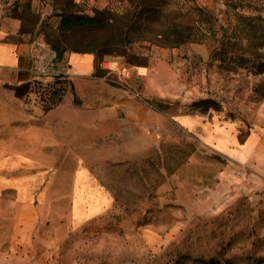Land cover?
Segmentation results:
<instances>
[{
	"label": "rangeland",
	"instance_id": "374dc122",
	"mask_svg": "<svg viewBox=\"0 0 264 264\" xmlns=\"http://www.w3.org/2000/svg\"><path fill=\"white\" fill-rule=\"evenodd\" d=\"M161 1L151 23L167 43L97 57L143 73L127 80L142 95L138 118L110 112L102 123L77 101L63 116L33 112L15 89L0 104L12 109L0 112V264H264V112H254L264 100V0ZM129 7L0 0V21L18 18L41 47L99 53L124 23L110 17ZM66 12L101 23L62 33ZM180 113L241 122V144L258 129L256 145L216 148ZM103 124L104 138L91 132Z\"/></svg>",
	"mask_w": 264,
	"mask_h": 264
},
{
	"label": "crops",
	"instance_id": "0c3cea01",
	"mask_svg": "<svg viewBox=\"0 0 264 264\" xmlns=\"http://www.w3.org/2000/svg\"><path fill=\"white\" fill-rule=\"evenodd\" d=\"M21 21L15 17H4L0 21V104L3 100L14 97V85L29 81L32 78V69L41 67L50 49L38 46L29 40L28 35L20 30ZM65 61L69 64L72 74L71 87L62 101L55 108L47 111L50 116H63L62 112H78L75 102H80L91 116L100 117L101 122H107L110 112H117L129 119L138 118L141 114L139 100L126 95L122 89L110 84L101 76L95 75L94 54L82 51H65ZM22 71H29L27 78H20ZM23 100V99H22ZM7 104V103H5ZM0 112H12L7 108ZM33 112H40L35 107ZM254 112H264V100ZM98 113V114H94ZM92 118V117H91ZM177 121L181 126L198 131L203 141L211 143L219 149H230L238 144L240 150L254 147L258 139V129H251L245 143L238 141L241 122L220 120L217 115H202L196 113H180ZM93 122V121H92ZM107 125L93 128L101 134L108 133ZM259 128L261 126L259 125ZM95 129V130H94ZM94 136H91L93 140ZM57 140L54 139V142ZM49 143V142H48ZM77 164L79 161H75ZM82 163V162H81Z\"/></svg>",
	"mask_w": 264,
	"mask_h": 264
},
{
	"label": "trees",
	"instance_id": "16d2710c",
	"mask_svg": "<svg viewBox=\"0 0 264 264\" xmlns=\"http://www.w3.org/2000/svg\"><path fill=\"white\" fill-rule=\"evenodd\" d=\"M164 1L157 0L153 5L148 3H143L141 0H130V7L125 11V14L122 16H112L110 20H118L124 21L122 25H120V30H118V34L116 37L108 40L105 46L100 49L99 53H97L93 48L89 49H79L75 48L72 51H82V52H91L94 54V68L96 72L101 71L100 73L103 75L104 71L97 65L98 59L101 60L104 54L106 53H118L121 54L125 52V49L128 44L137 41V40H150V41H159L160 43H167L168 35L165 30H157L153 27L151 20L153 14L157 11L155 8L158 4H163ZM158 3V4H157ZM162 6V5H161ZM101 23V20L96 15H83L74 12H66L61 15L59 20L57 29L64 33L70 31L75 26H87L94 27ZM20 30L24 32L21 28ZM183 39L181 41H185ZM175 43V42H173ZM111 45L110 47H108ZM53 49H50L55 53V56L58 60L62 59L63 53L65 49H59L57 46H52ZM96 56V57H95ZM97 57H99L97 59ZM103 60V59H102ZM99 62V61H98ZM101 62V61H100ZM100 73H95V75H101ZM28 86V82L24 81L21 84L14 85L16 95L24 94L26 88ZM204 261L205 264L213 263V260Z\"/></svg>",
	"mask_w": 264,
	"mask_h": 264
},
{
	"label": "built area",
	"instance_id": "2783aa9c",
	"mask_svg": "<svg viewBox=\"0 0 264 264\" xmlns=\"http://www.w3.org/2000/svg\"><path fill=\"white\" fill-rule=\"evenodd\" d=\"M100 68L104 71L103 78L119 86L137 99H141V93L128 84L132 73L143 74L137 71V67L128 66L120 58L105 57L100 62ZM72 74L69 64L64 57L58 60L55 53L50 50L44 64L32 69V78L22 96L23 102L30 109L38 107L42 112H47L60 104L64 95L69 91Z\"/></svg>",
	"mask_w": 264,
	"mask_h": 264
}]
</instances>
